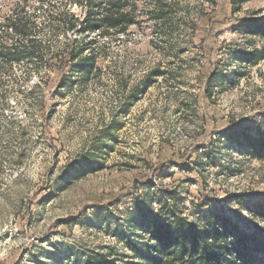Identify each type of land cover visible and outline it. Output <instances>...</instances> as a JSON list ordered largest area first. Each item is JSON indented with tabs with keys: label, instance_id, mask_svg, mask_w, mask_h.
Here are the masks:
<instances>
[{
	"label": "rangeland",
	"instance_id": "374dc122",
	"mask_svg": "<svg viewBox=\"0 0 264 264\" xmlns=\"http://www.w3.org/2000/svg\"><path fill=\"white\" fill-rule=\"evenodd\" d=\"M230 1L128 0L126 31L81 34L64 20L82 18L71 0H0L1 41L55 53L87 39L96 56L61 94L35 57L0 68V264H147L143 217L162 202L190 221L227 217L255 252L264 158L233 128L264 125V0ZM16 16L25 37L6 32Z\"/></svg>",
	"mask_w": 264,
	"mask_h": 264
},
{
	"label": "trees",
	"instance_id": "16d2710c",
	"mask_svg": "<svg viewBox=\"0 0 264 264\" xmlns=\"http://www.w3.org/2000/svg\"><path fill=\"white\" fill-rule=\"evenodd\" d=\"M235 1L243 0H231L230 3L233 5ZM71 3L85 8L82 18L79 20V17L69 13L64 20L68 29L74 28L76 22L80 21L81 34L100 27H104L107 34L109 30L124 32L135 21V13L133 7L128 5V0H71ZM234 10L237 9H232V12ZM4 26L6 32L21 37H25L28 32L27 23L17 16L7 19ZM262 27L264 33V25ZM92 47L91 40L81 42L67 39L63 49L49 53L34 39L10 44L0 40V68L12 67L22 58L35 57L53 73L56 93L61 94L74 73L87 75L93 68L96 56L90 52ZM156 72L146 74L140 83L149 86L157 77ZM52 79H47L46 83ZM204 91L209 97L210 89L204 88ZM45 124L46 121L43 126L47 132ZM233 130L236 142L243 144L253 157L264 158V125L256 128L257 136L250 135L249 129H244L241 125ZM201 184L202 187L197 192V208L206 207L210 201L205 183L201 181ZM159 206L158 213H146L143 217L151 242L147 264H264V236L253 238L255 252L250 255L244 249L250 236L246 234L241 237L237 227L227 217L207 211L203 212L202 217L190 221L176 211L175 204L171 206L162 202Z\"/></svg>",
	"mask_w": 264,
	"mask_h": 264
}]
</instances>
